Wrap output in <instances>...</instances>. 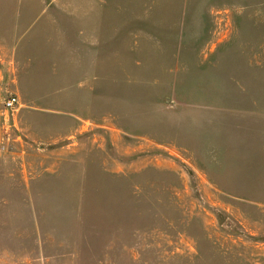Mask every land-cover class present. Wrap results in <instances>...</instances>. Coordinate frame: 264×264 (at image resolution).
Here are the masks:
<instances>
[{"label": "rangeland", "instance_id": "obj_1", "mask_svg": "<svg viewBox=\"0 0 264 264\" xmlns=\"http://www.w3.org/2000/svg\"><path fill=\"white\" fill-rule=\"evenodd\" d=\"M0 264H264V0H0Z\"/></svg>", "mask_w": 264, "mask_h": 264}, {"label": "crops", "instance_id": "obj_2", "mask_svg": "<svg viewBox=\"0 0 264 264\" xmlns=\"http://www.w3.org/2000/svg\"><path fill=\"white\" fill-rule=\"evenodd\" d=\"M97 16H98V14H97ZM92 29H90V31H92V32H96V36L95 37H99V30H100V28L101 27H103V25H101V23H100V20H99V18L98 17H96L95 19H93L92 21H91V24L89 25ZM88 27V26H87ZM99 44L100 43H95V42H91V43H88V46H92V47H98L99 46ZM97 60V59H96ZM96 60L93 58V61L96 63ZM95 66H97V68H98V64L96 65V64H94V65H92V70H94V67Z\"/></svg>", "mask_w": 264, "mask_h": 264}, {"label": "built area", "instance_id": "obj_3", "mask_svg": "<svg viewBox=\"0 0 264 264\" xmlns=\"http://www.w3.org/2000/svg\"><path fill=\"white\" fill-rule=\"evenodd\" d=\"M18 98L15 95H11L8 98H6L5 102H4V107L6 109V111H16L18 109Z\"/></svg>", "mask_w": 264, "mask_h": 264}]
</instances>
